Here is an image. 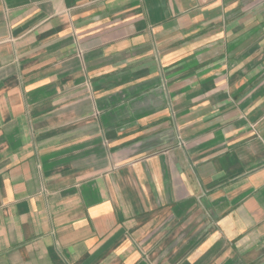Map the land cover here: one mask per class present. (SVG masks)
<instances>
[{
	"label": "crops",
	"instance_id": "obj_1",
	"mask_svg": "<svg viewBox=\"0 0 264 264\" xmlns=\"http://www.w3.org/2000/svg\"><path fill=\"white\" fill-rule=\"evenodd\" d=\"M0 264H264V0H0Z\"/></svg>",
	"mask_w": 264,
	"mask_h": 264
}]
</instances>
